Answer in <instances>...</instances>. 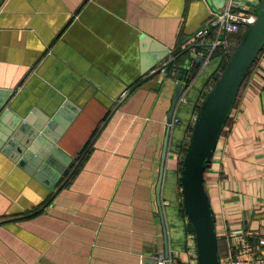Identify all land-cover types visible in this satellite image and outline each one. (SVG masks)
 <instances>
[{"label":"crops","instance_id":"0c3cea01","mask_svg":"<svg viewBox=\"0 0 264 264\" xmlns=\"http://www.w3.org/2000/svg\"><path fill=\"white\" fill-rule=\"evenodd\" d=\"M212 12L206 0H0V91L23 114H49L66 100L78 109L56 144L71 162L51 189L0 150V264H140L158 254L167 264L188 263L181 162L223 55L217 49L200 65L176 103L159 206L155 188L177 81L172 72L152 74ZM86 148L48 205L25 218ZM204 188L220 257L227 231L264 238V45L239 88Z\"/></svg>","mask_w":264,"mask_h":264},{"label":"water","instance_id":"95a60500","mask_svg":"<svg viewBox=\"0 0 264 264\" xmlns=\"http://www.w3.org/2000/svg\"><path fill=\"white\" fill-rule=\"evenodd\" d=\"M206 1L215 13H218L224 4V0ZM243 27L244 31L238 44L227 59L217 81L204 96L198 108L189 144L181 162L182 207L194 235L198 264H221L215 219L204 188V173L234 107L239 88L264 45V0L260 1L255 11V20ZM206 48L207 46L202 45L199 39L191 41L169 60L167 59L170 53L165 52L162 59H158V61L163 60L161 66L152 74L154 76L166 71V75H169L172 72L173 78L177 81L167 114V129L155 188L158 206L160 205V187L173 111L181 93L195 78L206 55ZM178 60H181V64L175 69L174 65ZM137 86L138 84L133 86L125 96ZM11 98L10 92L0 91V150L11 156L19 166L26 167L29 174L45 183L46 188L51 189L71 162L70 158L65 157L58 150L56 144L78 109L71 103V100H66L49 114H43L37 109L23 114L21 110L11 106ZM87 150L86 148L80 159L83 158ZM79 162L80 160L69 171L50 198L36 212L26 215L25 218L38 214L48 205L57 191L73 174Z\"/></svg>","mask_w":264,"mask_h":264},{"label":"built area","instance_id":"2783aa9c","mask_svg":"<svg viewBox=\"0 0 264 264\" xmlns=\"http://www.w3.org/2000/svg\"><path fill=\"white\" fill-rule=\"evenodd\" d=\"M261 0H224L218 13L212 12L207 22L195 33L194 39L207 46L203 63L208 62L215 50H221L223 56H230L229 36L238 35L243 25L255 20V11ZM172 57L170 53L167 60ZM213 85L209 86L207 94ZM226 251L219 256L221 264H264V238L255 237L242 229L227 231L224 236ZM187 264L197 263V252L192 231L186 246ZM162 254L140 264H167Z\"/></svg>","mask_w":264,"mask_h":264},{"label":"trees","instance_id":"16d2710c","mask_svg":"<svg viewBox=\"0 0 264 264\" xmlns=\"http://www.w3.org/2000/svg\"><path fill=\"white\" fill-rule=\"evenodd\" d=\"M243 31H244V29H242L241 31H240V33L238 34V35H235L236 36V38H235V40H234V42H233V45L232 46H230V53H232L233 52V49L235 48V46L238 44V42H239V40H240V37H241V35H242V33H243ZM180 52V51H179ZM178 52V53H179ZM261 52V51H260ZM177 53V54H178ZM260 54V53H259ZM229 58V56H223V61H222V65H221V68H220V72H219V74L216 76V78L214 79V82L212 83V85H214L215 84V82L217 81V79H218V77H219V75H220V73H221V71L223 70V67H224V65H225V63H226V61H227V59ZM253 66V65H252ZM252 66H251V68H252ZM250 68V69H251ZM250 71V70H249ZM248 71V72H249ZM216 80V81H215ZM228 121V120H227ZM227 123V122H226ZM192 131V130H191ZM81 157V156H80ZM78 160H81L80 158L78 159ZM77 160V161H78ZM77 161L75 162V164L77 163ZM80 163V162H79ZM75 164L73 165V166H75ZM79 165V164H78ZM78 167V166H77ZM76 167V168H77ZM73 168V167H72ZM71 168V169H72ZM191 230V229H190ZM217 242H218V239H217ZM219 253V252H218Z\"/></svg>","mask_w":264,"mask_h":264},{"label":"rangeland","instance_id":"374dc122","mask_svg":"<svg viewBox=\"0 0 264 264\" xmlns=\"http://www.w3.org/2000/svg\"><path fill=\"white\" fill-rule=\"evenodd\" d=\"M217 11H218V10H217ZM219 11H220V10H219ZM219 11H218V12H219ZM215 81H216V80H215ZM205 95H206V94H205ZM178 127H179V126H177V128H178ZM187 146H188V145H187ZM183 156H184V154H183ZM182 159H183V158H182Z\"/></svg>","mask_w":264,"mask_h":264}]
</instances>
